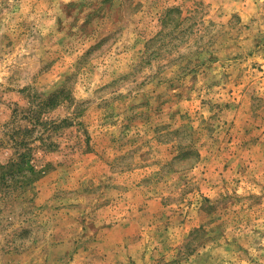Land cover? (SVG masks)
Masks as SVG:
<instances>
[{
  "label": "rangeland",
  "instance_id": "rangeland-1",
  "mask_svg": "<svg viewBox=\"0 0 264 264\" xmlns=\"http://www.w3.org/2000/svg\"><path fill=\"white\" fill-rule=\"evenodd\" d=\"M0 264H264V0H0Z\"/></svg>",
  "mask_w": 264,
  "mask_h": 264
}]
</instances>
